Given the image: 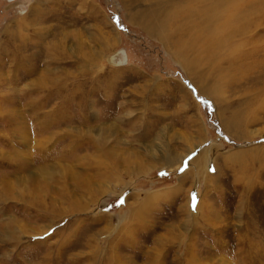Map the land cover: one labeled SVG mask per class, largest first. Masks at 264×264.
Wrapping results in <instances>:
<instances>
[{"label":"rangeland","instance_id":"obj_1","mask_svg":"<svg viewBox=\"0 0 264 264\" xmlns=\"http://www.w3.org/2000/svg\"><path fill=\"white\" fill-rule=\"evenodd\" d=\"M239 1L0 0V264H264V67L211 51Z\"/></svg>","mask_w":264,"mask_h":264},{"label":"bare ground","instance_id":"obj_2","mask_svg":"<svg viewBox=\"0 0 264 264\" xmlns=\"http://www.w3.org/2000/svg\"><path fill=\"white\" fill-rule=\"evenodd\" d=\"M254 1L255 2L252 3L249 0L248 1L247 0H243V1L240 0L239 2H236V3H226L225 4L226 5L225 10H223V14H224L223 17L217 21H214L215 22L214 24L211 23L213 28L214 27L216 28V29L214 28V31L212 32V35H211L212 38L215 39V44L211 45V48H214V49H212L211 51L214 52V51H218V50L229 49L230 51H232V53H234V55L240 54V56L238 58L230 60L231 62L229 61L231 66H233V68H234V72L239 71L242 73V71H241V70H243L242 69V60H244V59L249 60V58H253V57H255V58H253L249 61H253L254 62L253 64H256V66L261 65L262 67H264V47H262L260 49L253 47L252 51H249L247 53L242 54V52L239 53L240 52L239 46L236 47V45L233 46L234 44L233 45L231 44L232 37L236 34H238V35L244 34L245 33L244 31H246L247 28H249L251 26L249 24H250V21H252V18H255L256 16H258L260 11L263 9L262 7L264 6V2H263L264 0H254ZM250 43H252V42H250ZM253 44H255V42ZM250 45H252V44H250ZM260 54H263L262 55L263 57L258 59L256 56H258ZM210 62H212V60H210ZM251 65L252 64H250V66ZM239 72H237V73H239ZM249 72H250V70H249ZM243 73H245V72H243ZM249 75H250V73H249ZM233 125L236 127L235 124H233ZM251 151L253 152L252 155L253 154L256 155L258 153L257 150H255V149H252ZM257 156H258V158L261 156L260 157L261 160L264 159V157H263L264 155H260L258 153ZM235 157H236V155H235ZM249 160L250 159H248V161ZM251 168H252V166H251ZM258 238H259V236H258ZM259 244H260V242H259ZM253 248H254V246H252V245L249 246V250L247 252V260H253V261L255 260L256 256H253V252L255 253V255L259 254L258 251L257 250L254 251ZM262 249H263V247H262ZM257 257H258V255H257Z\"/></svg>","mask_w":264,"mask_h":264},{"label":"water","instance_id":"obj_3","mask_svg":"<svg viewBox=\"0 0 264 264\" xmlns=\"http://www.w3.org/2000/svg\"><path fill=\"white\" fill-rule=\"evenodd\" d=\"M124 54H121V56L118 54V55H115L114 57H112V61L115 62V63H122L124 62Z\"/></svg>","mask_w":264,"mask_h":264},{"label":"snow or ice","instance_id":"obj_4","mask_svg":"<svg viewBox=\"0 0 264 264\" xmlns=\"http://www.w3.org/2000/svg\"><path fill=\"white\" fill-rule=\"evenodd\" d=\"M180 171L183 172V171H184V168L182 167V168L180 169ZM195 200H196L195 195H193V202H194V203H195Z\"/></svg>","mask_w":264,"mask_h":264}]
</instances>
